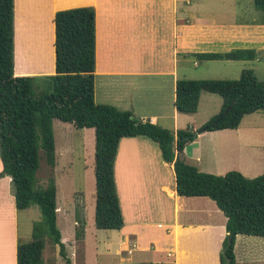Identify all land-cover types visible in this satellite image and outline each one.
<instances>
[{"label":"crops","instance_id":"1","mask_svg":"<svg viewBox=\"0 0 264 264\" xmlns=\"http://www.w3.org/2000/svg\"><path fill=\"white\" fill-rule=\"evenodd\" d=\"M214 1L233 7L213 6L211 0H15V75H54L56 12L93 6L96 101L130 110L136 117L176 133L184 128L181 122L190 120L175 105L179 79H216L215 74L228 68L241 76L249 62L261 60L264 54V19H228L226 14L237 13L238 0ZM233 49H255L257 55L246 60H208L193 55ZM214 95L203 92L198 109L203 101L210 104L218 99ZM222 104L223 99L220 111ZM210 114L207 116H215ZM240 129L198 133L178 156L201 171L225 174L236 166L230 153L237 142L233 140L241 136ZM83 131L96 139L94 128ZM155 145L146 137H125L119 145L115 177L118 192L120 185L124 189L126 204L125 209L121 204L125 224L119 229L122 237L116 250L120 263L221 264L227 216L210 197L179 195L174 163L166 162ZM11 181L8 175L0 177V264H17L21 239ZM262 239L238 234L237 263L244 245L247 249Z\"/></svg>","mask_w":264,"mask_h":264},{"label":"trees","instance_id":"2","mask_svg":"<svg viewBox=\"0 0 264 264\" xmlns=\"http://www.w3.org/2000/svg\"><path fill=\"white\" fill-rule=\"evenodd\" d=\"M264 12V0H254ZM56 73L47 76L15 75V0H0V177L12 178L18 210L37 205L42 218L33 224L30 241L19 240L17 264H46L47 241L59 245L66 264H73L58 225L57 184L50 176L39 181L42 157L57 163L54 120L73 123L79 129H95V224L99 229H121L124 216L115 177L120 142L125 137H146L155 142L166 162L174 163L177 191L181 196L212 198L227 216V249L237 264L238 234L264 237V174L250 178L238 170L223 175L201 171L178 154L196 137L194 131L176 133L159 123L136 117L130 110L98 103L96 88V11L93 6L59 10L55 14ZM200 59H254L255 49L225 53H195ZM203 92L223 99L221 111L198 131L237 129L243 118L264 110V80L246 68L238 79H179L175 105L181 113H195ZM41 151L43 154L41 155ZM79 229L85 221L77 216ZM221 264H226L221 255Z\"/></svg>","mask_w":264,"mask_h":264},{"label":"rangeland","instance_id":"3","mask_svg":"<svg viewBox=\"0 0 264 264\" xmlns=\"http://www.w3.org/2000/svg\"><path fill=\"white\" fill-rule=\"evenodd\" d=\"M211 1L215 3L213 6L220 3L224 9L233 7L228 2L216 3L217 1ZM235 6L238 10L237 13L234 15L226 14L228 19L235 18L238 21L264 19V12L254 6L253 0H238ZM250 67L256 72L259 79L264 80V54L261 60L249 62L247 68ZM215 75H218L216 79L240 78V74L238 73L237 76L230 68ZM214 96L218 99H215L210 104H205V101H203L197 112L183 113V116H190V120L187 124L181 122L182 126H184L182 129L193 130L195 134L202 126V123L213 117L207 115L210 113H212L210 115H217L220 112L222 97L218 94ZM213 108L214 110L209 113ZM62 126L67 129L63 130ZM240 127L241 136L233 140H237V142H233L236 143L235 150L230 153L231 163L236 165L232 170H238L250 178L264 174V110L246 115ZM54 133L57 163L54 167H51L45 158L42 157V165L38 175L41 185H46L50 176L55 177L57 184L58 225L65 238L64 243L72 263L122 264L120 263L121 257L116 255L117 243L122 237L121 231L99 229L95 224V139L93 140L90 133H85L83 129L75 127L73 123L60 120L54 124ZM42 154L43 152L41 151ZM227 161L228 159L224 164ZM119 195L122 200L121 204L125 209L124 189L121 185ZM84 199L85 203H82ZM78 215L85 221V228L83 229H79L78 223L77 227L75 226ZM18 217L19 238H21L19 240L30 241L33 224L42 218L41 211L37 205H33L27 209L18 210ZM262 240L258 243H253L247 249L246 245H244L241 259L237 264H264V239ZM223 249L221 255L223 254ZM44 258L46 264H66L65 258L60 255L59 245H54L49 240L44 250Z\"/></svg>","mask_w":264,"mask_h":264},{"label":"water","instance_id":"4","mask_svg":"<svg viewBox=\"0 0 264 264\" xmlns=\"http://www.w3.org/2000/svg\"><path fill=\"white\" fill-rule=\"evenodd\" d=\"M198 133H200L199 131H197L194 135H195V137L198 135ZM232 238H233V236L232 235H229V237H228V244H227V246L223 249V256L225 257V262H226V264H231V260H230V258L228 257V255H227V249L231 246V244H232Z\"/></svg>","mask_w":264,"mask_h":264}]
</instances>
